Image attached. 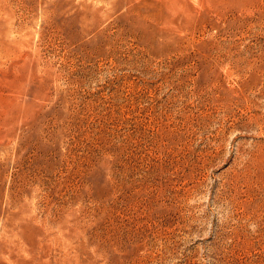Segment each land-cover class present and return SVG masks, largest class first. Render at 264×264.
<instances>
[{
  "label": "rangeland",
  "instance_id": "rangeland-1",
  "mask_svg": "<svg viewBox=\"0 0 264 264\" xmlns=\"http://www.w3.org/2000/svg\"><path fill=\"white\" fill-rule=\"evenodd\" d=\"M0 264H264V0H0Z\"/></svg>",
  "mask_w": 264,
  "mask_h": 264
}]
</instances>
